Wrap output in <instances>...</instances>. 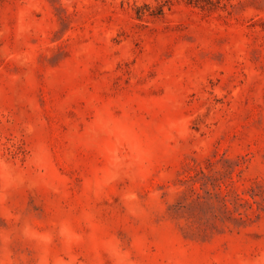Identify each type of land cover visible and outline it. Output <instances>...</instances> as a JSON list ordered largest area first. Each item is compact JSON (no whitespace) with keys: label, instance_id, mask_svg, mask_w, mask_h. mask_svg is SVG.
Here are the masks:
<instances>
[{"label":"rangeland","instance_id":"1","mask_svg":"<svg viewBox=\"0 0 264 264\" xmlns=\"http://www.w3.org/2000/svg\"><path fill=\"white\" fill-rule=\"evenodd\" d=\"M0 264H264V0H0Z\"/></svg>","mask_w":264,"mask_h":264}]
</instances>
